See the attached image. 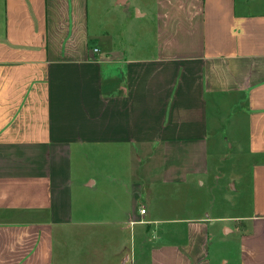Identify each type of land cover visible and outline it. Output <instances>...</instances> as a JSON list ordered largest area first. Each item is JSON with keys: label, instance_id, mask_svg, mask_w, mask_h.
Instances as JSON below:
<instances>
[{"label": "crops", "instance_id": "1", "mask_svg": "<svg viewBox=\"0 0 264 264\" xmlns=\"http://www.w3.org/2000/svg\"><path fill=\"white\" fill-rule=\"evenodd\" d=\"M119 1L98 20L89 0H0V264H213L211 221L233 222L238 240L219 264H264V13L155 0L134 17ZM230 98L257 157L248 215L154 218L138 181L121 183L125 203L111 195L116 211L102 216L75 203L82 147L148 145L162 185L207 174L209 104L219 122Z\"/></svg>", "mask_w": 264, "mask_h": 264}, {"label": "rangeland", "instance_id": "2", "mask_svg": "<svg viewBox=\"0 0 264 264\" xmlns=\"http://www.w3.org/2000/svg\"><path fill=\"white\" fill-rule=\"evenodd\" d=\"M111 0H89L93 17L106 18V8ZM116 2L118 0H115ZM237 10L247 14L264 13V0H235ZM119 9L129 10L134 17L137 11H154L155 0H129ZM221 120L216 122L214 104L208 108V169L207 174L192 183L181 186L162 185L159 177V159L148 154L150 146L142 147L136 157L135 146L128 147H82L72 150L73 198L82 205L97 204L98 214L116 211L111 195L120 204L125 203L120 194L121 183L127 185L138 181L142 184L141 203L154 218L161 219H208L243 217L250 213L251 185L250 167L257 157L248 153V131L246 118L240 107L231 98ZM160 155V150H156ZM139 158L141 159L139 161ZM154 174H156L155 177ZM109 175L111 179H105ZM158 180H157V178ZM93 178L99 184L97 191L83 188L84 182ZM111 182L112 184H110ZM106 188V189H105ZM109 192V193H107ZM142 207V209H144ZM234 223L211 221L209 226V254L213 264L226 251L232 256L238 240L236 235L225 229H233ZM183 225H179L181 228ZM154 226H152L153 228ZM152 236V235H151ZM130 243V231L127 230ZM228 250H226V248Z\"/></svg>", "mask_w": 264, "mask_h": 264}, {"label": "built area", "instance_id": "3", "mask_svg": "<svg viewBox=\"0 0 264 264\" xmlns=\"http://www.w3.org/2000/svg\"><path fill=\"white\" fill-rule=\"evenodd\" d=\"M94 52H97V50H94ZM145 213V210L144 209H141L140 210V214L143 215Z\"/></svg>", "mask_w": 264, "mask_h": 264}, {"label": "water", "instance_id": "4", "mask_svg": "<svg viewBox=\"0 0 264 264\" xmlns=\"http://www.w3.org/2000/svg\"><path fill=\"white\" fill-rule=\"evenodd\" d=\"M124 1H125V0H120L119 3H120V4H123V3H125Z\"/></svg>", "mask_w": 264, "mask_h": 264}]
</instances>
